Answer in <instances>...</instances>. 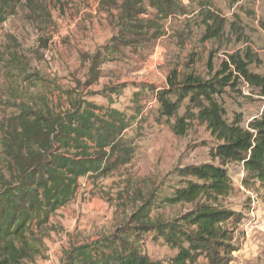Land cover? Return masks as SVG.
Segmentation results:
<instances>
[{"label":"rangeland","instance_id":"1","mask_svg":"<svg viewBox=\"0 0 264 264\" xmlns=\"http://www.w3.org/2000/svg\"><path fill=\"white\" fill-rule=\"evenodd\" d=\"M33 1L34 12L20 9L0 23V119L17 113L15 107L31 97H45L56 113L78 99L100 107V115L106 109L128 116L140 112L125 131L132 148L130 163L103 178L81 179L72 203L53 216L46 251L34 264H63L71 247L110 235L145 201L152 205V217L163 221L191 208L168 206L163 199L181 185L180 169L217 164L209 156L214 142L196 121L187 123L183 135H175L174 120L162 118L152 101L173 69L179 76L191 73L206 79L235 51L249 49L253 62L248 69L264 72V0H179L187 14L164 21L146 8L140 18L156 19L164 34L129 45L117 41L122 0ZM202 7L225 19L224 31L214 41H202L204 27L195 13ZM218 100L227 119L240 114L243 125L264 108V99L239 82L223 88ZM186 105L184 101L179 115ZM227 171L234 192L226 203L237 213L228 225L236 250L227 256V264H264V189H244L240 165H228ZM91 199L99 202L92 204ZM142 250L151 260L164 262L176 253L154 233L143 236ZM198 263L207 261L200 257Z\"/></svg>","mask_w":264,"mask_h":264},{"label":"trees","instance_id":"2","mask_svg":"<svg viewBox=\"0 0 264 264\" xmlns=\"http://www.w3.org/2000/svg\"><path fill=\"white\" fill-rule=\"evenodd\" d=\"M147 4L159 21L183 12L179 0H147ZM35 6L33 0H0V23L20 9L34 12ZM146 8L143 0L121 1L119 43L163 36L159 21L140 18ZM197 17L204 27L202 41L220 38L225 19L219 13L202 7ZM260 26L264 31V22ZM252 62L246 49L228 54L206 79L191 73L179 76L173 69L166 87L156 90L158 114L174 120L175 135H183L187 123L196 121L214 142L209 156L217 164L180 169L181 185L163 199L168 206L191 208L163 221L152 217V205L145 201L110 235L71 247L63 264H200V257L207 264H227V256L236 250L228 225L237 218L226 203L234 192L227 166H241L244 189H264V108L243 125L240 114L227 119L218 97L223 88L237 87L239 82L264 99V72L250 71ZM45 100L31 97L15 107L17 113L0 119V264H34L46 251L44 240L53 231V216L75 199L79 181L103 178L131 161L125 131L139 111L128 116L106 109L100 115V107L78 99L56 113ZM184 101L187 105L179 115ZM149 233L176 251L167 262L153 261L142 250L143 236Z\"/></svg>","mask_w":264,"mask_h":264},{"label":"crops","instance_id":"3","mask_svg":"<svg viewBox=\"0 0 264 264\" xmlns=\"http://www.w3.org/2000/svg\"><path fill=\"white\" fill-rule=\"evenodd\" d=\"M143 3L145 4V6H146L147 8H150V7H148L147 0H143ZM181 4H182V3H181ZM181 7H183V5H181ZM209 8H210V10H212L211 7H209ZM150 9H152V8H150ZM182 10H183V12H181L182 15H186L187 13L185 12L184 7H183ZM181 13L179 12L178 14H173V15L169 16L168 19L171 18V17H173V16H175V15H181ZM195 13H197V11H196ZM98 202H99V201L96 200V199H91V203H92V204H94V203H98ZM71 203H72V202H71ZM92 204H91V205H92Z\"/></svg>","mask_w":264,"mask_h":264},{"label":"built area","instance_id":"4","mask_svg":"<svg viewBox=\"0 0 264 264\" xmlns=\"http://www.w3.org/2000/svg\"><path fill=\"white\" fill-rule=\"evenodd\" d=\"M149 103H151V102H149ZM149 103L146 105L147 107H151V104H149ZM152 103L153 104L155 103V99L152 101Z\"/></svg>","mask_w":264,"mask_h":264}]
</instances>
